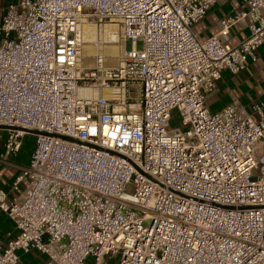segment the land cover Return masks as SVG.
<instances>
[{
    "label": "built area",
    "instance_id": "built-area-1",
    "mask_svg": "<svg viewBox=\"0 0 264 264\" xmlns=\"http://www.w3.org/2000/svg\"><path fill=\"white\" fill-rule=\"evenodd\" d=\"M219 1L7 7L3 156L37 133L12 185L20 195L0 192L16 229L0 240V264H23L18 252L32 250L48 264H264V102L218 112L207 104L224 70L257 61L264 0H248L201 40L193 27ZM246 18L250 34L228 45L230 28ZM107 26L111 36L92 44L94 63L85 65L89 30ZM174 113L181 128L170 124Z\"/></svg>",
    "mask_w": 264,
    "mask_h": 264
},
{
    "label": "crops",
    "instance_id": "crops-1",
    "mask_svg": "<svg viewBox=\"0 0 264 264\" xmlns=\"http://www.w3.org/2000/svg\"><path fill=\"white\" fill-rule=\"evenodd\" d=\"M19 0H0V29L7 7L16 4ZM248 0H222L214 4L206 16L197 23L193 29L201 40L208 39L218 34L221 21L230 16L240 15L247 10ZM250 18L243 19L234 24L225 36V41L230 46H236L250 34ZM2 35L0 33V44ZM257 61L248 62L245 70L233 74L229 70L222 72V78L217 83L216 90L208 97L207 104L211 111L218 112L230 104H236L251 110L256 103L264 102V45L257 52ZM3 137V136H2ZM4 137L0 139V192L7 194L11 200L20 195V190L12 188L16 177L28 167L29 160L16 155L4 157ZM16 234L12 220L0 210V240L6 243L11 236ZM23 264H48V258L36 250L28 253L18 252Z\"/></svg>",
    "mask_w": 264,
    "mask_h": 264
},
{
    "label": "rangeland",
    "instance_id": "rangeland-1",
    "mask_svg": "<svg viewBox=\"0 0 264 264\" xmlns=\"http://www.w3.org/2000/svg\"><path fill=\"white\" fill-rule=\"evenodd\" d=\"M110 46H114V45H108L106 47V52L110 55H112L113 53L110 52ZM130 46V44H129ZM139 47H141V44L139 45ZM92 49L95 51L93 45H92ZM86 47L84 48V51H83V55H84V63L85 65L87 66H92L93 63H94V58H93V54L91 57H87L86 54ZM110 60L113 61V59L110 58ZM134 96L136 97V93H134ZM171 126L173 128H181V123H180V117L177 113H174L173 114V119L171 120ZM4 137V140H5V137H6V132L4 131H1L0 132V139ZM35 145H36V135L34 134H31V133H28L27 135H25L24 139H23V145L20 149V157L21 158H24L25 160H29L31 159V156H32V153L35 149ZM108 264H117V259H114V258H109L108 260Z\"/></svg>",
    "mask_w": 264,
    "mask_h": 264
},
{
    "label": "bare ground",
    "instance_id": "bare-ground-1",
    "mask_svg": "<svg viewBox=\"0 0 264 264\" xmlns=\"http://www.w3.org/2000/svg\"><path fill=\"white\" fill-rule=\"evenodd\" d=\"M89 32L90 33H88V35H87V38H86V52H87V54H86V56L87 57H91L92 56V54L94 53V50L92 49V44H94V42L96 41V40H98L99 38H106L107 36H111V31H110V29L108 28V26L107 27H103L102 29H101V31H97V32H95V31H93V29H90L89 30ZM116 47L115 46H110V52L111 53H116Z\"/></svg>",
    "mask_w": 264,
    "mask_h": 264
},
{
    "label": "water",
    "instance_id": "water-1",
    "mask_svg": "<svg viewBox=\"0 0 264 264\" xmlns=\"http://www.w3.org/2000/svg\"><path fill=\"white\" fill-rule=\"evenodd\" d=\"M0 129H7V127H5V126H0ZM29 133H31V134H36L37 132H35V131H29Z\"/></svg>",
    "mask_w": 264,
    "mask_h": 264
}]
</instances>
